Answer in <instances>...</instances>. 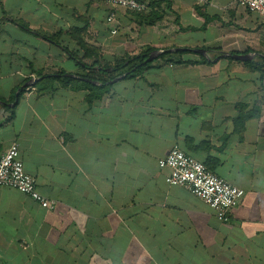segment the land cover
<instances>
[{
  "label": "crops",
  "instance_id": "crops-1",
  "mask_svg": "<svg viewBox=\"0 0 264 264\" xmlns=\"http://www.w3.org/2000/svg\"><path fill=\"white\" fill-rule=\"evenodd\" d=\"M142 1L162 18L141 25L118 9L107 22L110 6L94 0H0V152L17 143L55 202L0 187V264H264V74L245 64L264 57V17L233 0ZM147 48L186 53L91 101L90 90L34 87L59 71L86 78L65 49L90 66ZM175 145L245 191L228 221L166 182L158 160Z\"/></svg>",
  "mask_w": 264,
  "mask_h": 264
},
{
  "label": "built area",
  "instance_id": "built-area-1",
  "mask_svg": "<svg viewBox=\"0 0 264 264\" xmlns=\"http://www.w3.org/2000/svg\"><path fill=\"white\" fill-rule=\"evenodd\" d=\"M110 6L107 22L116 19L117 10L136 13L147 10L142 0H94ZM237 5L264 17V0H233ZM112 33H116L115 30ZM160 168H167L165 180L169 185L183 186L200 198L216 213L220 221H228L230 211L237 206L245 191L233 186L209 170L203 163L184 153L177 145L158 160ZM0 187L11 188L25 194L41 207L52 210L55 202L45 197L37 188L36 180L24 170L19 146L13 143L0 152Z\"/></svg>",
  "mask_w": 264,
  "mask_h": 264
},
{
  "label": "trees",
  "instance_id": "trees-1",
  "mask_svg": "<svg viewBox=\"0 0 264 264\" xmlns=\"http://www.w3.org/2000/svg\"><path fill=\"white\" fill-rule=\"evenodd\" d=\"M157 4L158 3L156 2L150 1L146 11L142 13L133 12L138 17L137 19H139V23L141 25H151L162 18V14L160 15L155 8ZM19 25L26 27L22 23H19ZM77 42L83 51L84 57H97L95 51L92 48L87 47L82 39L78 38ZM153 50L154 49L152 48H147L144 52L138 55L117 59L112 63L95 62L89 66L83 64L75 54L65 49L67 54L79 62V64H81L84 69L88 70V73L85 75V77L89 80L99 82L100 85L97 86L81 79L67 77L65 76L64 71H59L55 72V75H44L38 82H36L34 87L39 92H44L46 90L53 89L55 83V85L58 84L61 87L70 88L73 90H90L91 93L87 96L88 101H91L94 98H102L109 91L110 85L108 82L110 80L125 73L126 76L124 78H135L141 75L144 69L154 62L152 61L146 64H141ZM184 53H186V51L167 52L159 56L157 59H166L173 63L180 64L183 63V61L180 59V56ZM203 60L206 61L205 58H203ZM245 64L250 66L252 69L258 70L264 74V57L260 58L258 61L245 62ZM22 91H24V89Z\"/></svg>",
  "mask_w": 264,
  "mask_h": 264
},
{
  "label": "water",
  "instance_id": "water-1",
  "mask_svg": "<svg viewBox=\"0 0 264 264\" xmlns=\"http://www.w3.org/2000/svg\"><path fill=\"white\" fill-rule=\"evenodd\" d=\"M175 50H186V49H178V48H176V49H168V50H154L145 58V60L141 64H146L148 62H152L153 60L157 59L159 56H161V55H163V54H165L167 52H173ZM188 50H192L194 53L208 58L207 50H205L203 48L188 49ZM222 57H230V58H232L234 60H238V61H247V60H251L254 57V55L253 54H243V55L234 54V55H232V54H228L227 53L225 55H222ZM65 76L72 77V78H80V77H77L75 75H70V74H65ZM125 76H126V73L122 74V75H120V76H118V77H116V78H114L112 80H110L108 83L112 84V83L124 78ZM81 79H83V80H85L87 82H90L92 84H96V85L100 84L97 81H92V80H89L87 78H81ZM28 84H30V83H28ZM15 96H16V98H15V102L14 103H16L18 101L19 92H17Z\"/></svg>",
  "mask_w": 264,
  "mask_h": 264
}]
</instances>
